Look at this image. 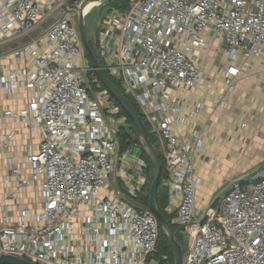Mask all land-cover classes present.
<instances>
[{"label":"built area","instance_id":"built-area-1","mask_svg":"<svg viewBox=\"0 0 264 264\" xmlns=\"http://www.w3.org/2000/svg\"><path fill=\"white\" fill-rule=\"evenodd\" d=\"M69 0H0V47L29 36L42 8L60 16L11 52L0 72V256L34 264H163L159 227L138 198L146 164L120 148L119 116L96 79ZM99 27L102 70L120 82L157 140L183 264H264V168L196 208L194 164L204 148L177 90L204 79L198 53L215 47L229 91L264 49V0H128ZM98 87V86H97ZM218 106H223L219 97ZM196 102L192 116L203 114ZM135 181L137 184H134ZM162 260L165 262L166 257Z\"/></svg>","mask_w":264,"mask_h":264},{"label":"crops","instance_id":"crops-1","mask_svg":"<svg viewBox=\"0 0 264 264\" xmlns=\"http://www.w3.org/2000/svg\"><path fill=\"white\" fill-rule=\"evenodd\" d=\"M56 13L42 8L44 18L40 25ZM11 52L0 56V72L17 66ZM216 54L213 45L200 51L198 56L205 73L204 79L193 90L181 89L173 93L183 102L184 113L189 120L184 133L189 135L194 130H200L204 141V148L194 164L195 176L200 179L197 187L198 210L217 200L213 198L215 180L230 177V186L231 182L250 176L249 172L255 170L256 173L264 168V156L260 155V151H264V49L260 57L243 61L229 91H225L223 85V59ZM220 96L223 106L217 104ZM196 102L203 105V114L199 117L191 113ZM130 173L142 177L145 170L141 172L135 168ZM165 211L172 212L168 199Z\"/></svg>","mask_w":264,"mask_h":264},{"label":"water","instance_id":"water-1","mask_svg":"<svg viewBox=\"0 0 264 264\" xmlns=\"http://www.w3.org/2000/svg\"><path fill=\"white\" fill-rule=\"evenodd\" d=\"M113 0H69L64 8L65 11H74L77 16L78 21V32L80 36L83 49L87 56L88 63L96 75L97 79L103 85L105 90L113 97L118 106L125 112L129 120L132 122L133 126L137 131V139L143 149V152L152 169V181L150 184L149 195H148V210L154 216L157 221L158 227L168 241L172 254H173V264H183L184 253L181 245L177 241L176 233L172 225L167 221V219L160 213L157 207V192L160 183L161 176V164L156 152L155 147L153 146L149 134L144 126L139 115L129 103L127 98L112 84L110 79L105 75L102 68L100 67L96 57L94 56L88 37L86 34V25H85V14L83 13L84 8L91 3L101 4ZM60 11L55 15L49 17L44 21L35 31H33L29 36H25L17 42L10 43L0 47V56L5 55L11 51L18 49L20 46L26 45L30 42L31 39H34L40 35L44 30H46L55 20L60 16ZM0 264H34L25 259H21L16 256L10 255H1Z\"/></svg>","mask_w":264,"mask_h":264},{"label":"trees","instance_id":"trees-1","mask_svg":"<svg viewBox=\"0 0 264 264\" xmlns=\"http://www.w3.org/2000/svg\"><path fill=\"white\" fill-rule=\"evenodd\" d=\"M105 4L107 6H109L111 9L119 10L121 13H124L125 11H127L128 6H129L128 0H113V1H109ZM98 33H99V27H98L97 32L94 35V37L88 39V41H89L91 50H92L94 56L96 57L100 67H101L102 62H101V59H100L99 53H98ZM85 57L87 58L86 54H85ZM103 72L110 79L112 84L127 98L129 103L133 106V108L135 109V111L139 115L140 119L142 120L144 126L146 127V130L149 134L150 140L156 149V152H157L160 164H161V176H160V183H159V188H158V192H157V207H158V210L160 211V213H162V215L172 225V227L176 233L177 241L181 245L183 253L185 255L187 252V244H186L183 236L181 234H179L178 227L172 223V217L173 216L166 213V211H165V209L167 207V192H166L165 187L163 186V180L165 177V166H164L162 155L159 151V148H160L159 144H158L157 140L150 134L149 125L147 124L145 118L142 116V114L139 111L138 106L136 105L134 100L124 93V91L120 85V82L118 80L110 77L106 71H103ZM89 75L93 76L94 79H96V85L93 86L94 89L106 91L105 88L103 87V85L97 79V77L93 71L90 72ZM106 93L108 95L109 100L116 107H118L119 116H122L125 119V122L127 124V129L123 128V130H121V132L118 134V138L120 140V148L122 150H125L128 147L132 146L133 144H136L138 146V151L141 153V157L143 158V160L146 164V168H145L146 182H145V184L141 190V194H140V197L138 198V202L142 207H144L148 210V195H149L150 184H151L152 176H153L151 165L149 163V160L145 156L143 149H142V147H141V145L137 139V131H136L135 127L133 126L132 122L129 120V118L127 117L125 112L118 106V104L115 102L113 97L107 91H106ZM163 257H166L165 262L162 260ZM154 258L159 260L163 264H173V254H172L171 247H170L168 241L166 240L165 236L163 235V233L161 232L160 229H159V239H158V244H157V250H156V254L154 255Z\"/></svg>","mask_w":264,"mask_h":264},{"label":"rangeland","instance_id":"rangeland-1","mask_svg":"<svg viewBox=\"0 0 264 264\" xmlns=\"http://www.w3.org/2000/svg\"><path fill=\"white\" fill-rule=\"evenodd\" d=\"M105 3L95 5L93 8L90 9L89 13L86 14L84 17L85 25H86V34H87L88 39L94 37L102 21L106 18L107 15L112 14L111 12L112 9L109 6H107ZM216 55L220 57V54L217 53ZM123 126L125 129H127V125L125 123L123 124ZM260 155L264 156V151H260ZM254 173H255V170L249 172L248 175H252ZM230 180H231L230 177H226V178L223 177V179L221 178V179L215 180V183L213 186L216 189L215 195L213 196L214 199L218 198L221 194H223L229 189ZM198 200L199 198L197 195L196 196V208L197 209H198Z\"/></svg>","mask_w":264,"mask_h":264},{"label":"bare ground","instance_id":"bare-ground-1","mask_svg":"<svg viewBox=\"0 0 264 264\" xmlns=\"http://www.w3.org/2000/svg\"><path fill=\"white\" fill-rule=\"evenodd\" d=\"M95 5H97V4H95V3L88 4V5L84 8L83 13L86 15L87 12H88V10H90V9H91L92 7H94Z\"/></svg>","mask_w":264,"mask_h":264}]
</instances>
